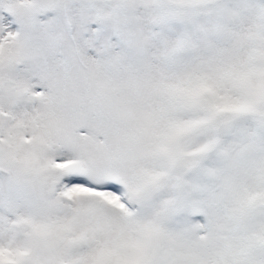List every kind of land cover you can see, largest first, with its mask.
<instances>
[{
  "label": "snow or ice",
  "instance_id": "snow-or-ice-1",
  "mask_svg": "<svg viewBox=\"0 0 264 264\" xmlns=\"http://www.w3.org/2000/svg\"><path fill=\"white\" fill-rule=\"evenodd\" d=\"M0 264H264V0H0Z\"/></svg>",
  "mask_w": 264,
  "mask_h": 264
}]
</instances>
